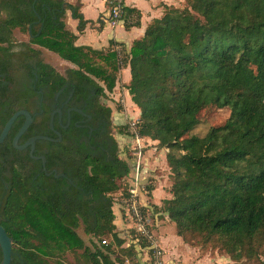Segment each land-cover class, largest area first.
Instances as JSON below:
<instances>
[{"label": "trees", "instance_id": "obj_1", "mask_svg": "<svg viewBox=\"0 0 264 264\" xmlns=\"http://www.w3.org/2000/svg\"><path fill=\"white\" fill-rule=\"evenodd\" d=\"M122 10L126 29L139 25L137 10ZM163 10L123 61L130 71L126 88L139 110L138 135L168 149L171 198L149 210L165 212L190 247L210 245L235 264H264V0H182L181 7ZM67 11L78 32L93 24L66 0H0V132L16 111L34 107L39 96L24 83L34 74L52 94L67 84L78 93L88 84L102 96L93 78L114 89L116 78L89 63L90 53L100 52L75 45L63 22ZM29 26L32 38L15 42L13 31L27 33ZM41 49L76 68L58 73L43 62ZM116 56L109 50L102 58ZM204 110L228 117L198 137L192 132ZM101 111L109 120L111 109ZM23 122L18 117L0 144V225L12 242L10 264H54L68 253L78 264H138L134 245L125 246L115 231L109 194L130 172L115 138L108 156L70 142L36 141L33 156L45 158L44 173L29 149L12 146ZM48 124L45 111L18 144L50 137ZM117 131L129 134L123 126ZM54 170L65 178H55Z\"/></svg>", "mask_w": 264, "mask_h": 264}, {"label": "crops", "instance_id": "obj_2", "mask_svg": "<svg viewBox=\"0 0 264 264\" xmlns=\"http://www.w3.org/2000/svg\"><path fill=\"white\" fill-rule=\"evenodd\" d=\"M91 2L99 3V9L93 17H85L83 9L89 6ZM68 3L78 7L79 13L84 20H90L93 24H87L82 32L77 31L78 21L72 18L69 11L64 14L63 22L66 30L74 34L77 39L76 46L90 47L94 50H109L123 49L129 52L133 41L140 39L146 27L154 20L158 19L163 14V6L181 7L182 0H124L123 7L135 9L140 14L139 25L125 28L124 22L110 26L104 24L99 19L108 10L107 0H68ZM135 21V17L129 19V23ZM130 81L129 67L121 69L118 78L115 82L114 92L122 84L125 86L124 95L130 101V106L126 108L124 113H116V117L121 120V123L126 119H136L139 117L138 108L132 103L126 86ZM125 115V116H123ZM121 124V125H122ZM121 141L130 153L122 155L128 159L129 165L132 163L131 150L135 145L133 139L128 135H121ZM145 147L142 149L143 159V177L150 181L148 186L150 194L148 196V204L161 207L164 200L171 198V173L167 161V153L163 148L157 146V142L151 139L144 138ZM156 149V150H155ZM113 213L115 216L114 225L115 231L119 238L125 240V244L131 243L132 230L128 220L124 217L121 208L113 203ZM151 233L157 245L163 250V261L166 264H201L200 252L198 249L190 247L183 243L182 239L176 235L175 228H172V222L168 220L167 214L162 211L152 212ZM174 225V224H173ZM176 235V237L174 236ZM86 237V236H85ZM178 237V238H177ZM89 239L88 237H86ZM145 260V255L141 256ZM124 264H131L125 261ZM139 264V263H138Z\"/></svg>", "mask_w": 264, "mask_h": 264}, {"label": "flooded vegetation", "instance_id": "obj_3", "mask_svg": "<svg viewBox=\"0 0 264 264\" xmlns=\"http://www.w3.org/2000/svg\"><path fill=\"white\" fill-rule=\"evenodd\" d=\"M34 23L35 27L42 28L43 24L40 22V20H37ZM27 35L28 40H30L32 38L31 26L28 27ZM17 42L21 43L20 41ZM24 83H26L27 85H31L36 95L39 96L35 100L36 103L34 107H31V111H25L30 113L33 120L35 117L45 116V111L49 112V138H52L54 140L59 139V141H53L51 143L62 144L63 142H70L71 144L79 146L84 145L88 147L89 152L92 154L97 151H101L103 154L107 156L109 155L110 149L112 147L110 137H114V134L112 133L113 128H111L110 126L111 117L108 120L107 117L102 114L101 108L110 107L105 103L101 95L98 96L96 91L92 90V88L88 84H84L78 93L75 92L74 89H70L69 85L67 84L52 94V91L47 86H42L36 74H34L33 79L29 78L25 80ZM39 86L43 87L42 89L44 91L42 89L38 90L37 88ZM51 118L52 128L50 127ZM56 133H58L60 137ZM18 142L17 145H23L25 143L24 142L22 144H18Z\"/></svg>", "mask_w": 264, "mask_h": 264}, {"label": "rangeland", "instance_id": "obj_4", "mask_svg": "<svg viewBox=\"0 0 264 264\" xmlns=\"http://www.w3.org/2000/svg\"><path fill=\"white\" fill-rule=\"evenodd\" d=\"M66 1L68 2V0H66ZM98 9H99V3L97 4L96 2H94V3L91 2L89 6L84 7L83 14L85 15V17H93L95 15V13L98 11ZM12 35H13V39L15 42H17V41L27 42L28 41V35L25 32H20L19 30L15 29L13 31ZM109 49L110 48H107L106 50H97V51H99L100 54L102 55V57L105 58L106 54L109 53ZM127 53L128 52H126L123 49H118V53H117L116 58L110 59L109 62L104 60L102 57L95 56L94 54L90 53L91 58L89 60V63L92 66L106 70L109 74H111L112 76H114L117 79L121 69L124 68L123 61L125 59V56H127ZM41 59L45 63L52 66L60 74H64V71H66L67 69L76 68L74 65L60 59L56 54L49 52L47 50H44V49H41ZM116 66H118L117 70L114 69V67H116ZM93 79H95V81L99 84V86H101L104 90L102 97H103L105 103L111 109V124H112V128H113L112 133L114 134V138H115L117 145H118V149L120 152L119 155H120L122 160L127 161L128 159L122 156L125 154L124 150H126L125 145L121 141V139H123L121 137V135H124V134H120L117 131V128L119 126H123L124 127V133H129V130L131 129V127L127 123L130 120L126 119L123 122V124H125V125H123L121 123V120H119L115 116L116 113H119V114L124 113L125 114L126 108L129 107L131 104L130 101H128V99H126V102H125V98H126L124 95L125 86L120 84L119 88L117 90H115V92H114V89L111 92H108L105 89V85L102 81H99L97 78H93ZM123 116H125V115H123ZM227 117H228V112H226V111L204 110L200 114V124L196 126V128L193 130L192 133L198 137H203V136H205V134L207 133V131L209 130L210 127L222 125ZM136 119L138 120V118H136ZM136 119H134V120H136ZM126 152L130 153L127 150H126ZM125 188H126L125 183L120 182L119 183V190L115 192V194H116L115 196L117 197V200H118L117 207H119V208H121V206L123 205V198L121 197V195L124 194ZM109 196L111 199L113 198L110 194H109ZM122 212L123 211L121 209V214H122ZM151 221H152V215H151ZM171 226H172V228H174L173 224ZM77 233L85 241V243L88 246H90L91 242H89L88 241L89 239H87L85 237L81 228L77 230ZM131 236H133V233ZM174 236L176 237V235H174ZM92 244L98 246V244H99L98 239H93ZM194 248L198 249L200 252L199 256H200V259H202L201 264H235V262H233L227 254H225L222 251H219L217 249H213L212 246H210V245H207V246L202 247V248L199 246L194 247ZM261 260L264 263V258H262ZM53 262H54V264H78L76 257L72 253L65 254L62 258L55 260Z\"/></svg>", "mask_w": 264, "mask_h": 264}, {"label": "built area", "instance_id": "obj_5", "mask_svg": "<svg viewBox=\"0 0 264 264\" xmlns=\"http://www.w3.org/2000/svg\"><path fill=\"white\" fill-rule=\"evenodd\" d=\"M124 0H107L108 10L100 17V21L110 26H116L123 21L122 9ZM118 53V49L115 50ZM127 123L131 129L128 136L135 142L131 150V156L133 158L130 165V172L125 179L126 188L123 198V205L121 209L124 217L129 221L133 236H131V243L125 244L128 246L133 244L137 251V263L139 264H166L163 261V250L157 245L151 233V211L149 210L148 196L150 194L148 186L150 181L143 177V159L142 149H144V138H141L136 130L138 120L129 119ZM125 125V124H123ZM156 150V149H155ZM168 152L167 148H163ZM118 191V190H117ZM112 202L118 204L115 192L110 194ZM144 243L145 246H141ZM102 245H108V241H101ZM145 255V260L141 261V256ZM127 262V261H126Z\"/></svg>", "mask_w": 264, "mask_h": 264}, {"label": "water", "instance_id": "obj_6", "mask_svg": "<svg viewBox=\"0 0 264 264\" xmlns=\"http://www.w3.org/2000/svg\"><path fill=\"white\" fill-rule=\"evenodd\" d=\"M29 34H30V29H29ZM19 116L24 117V122H23L22 126L19 128L17 134L14 136L13 141H12V145L17 150H23V149L29 148L30 157L33 160H40L43 171L46 172L45 158L43 156H39V157L33 156L35 143H36V141H39V140L53 142V141H59V139L54 140V139L46 137V136L37 135V136H33V137L29 138L23 145H17L19 138L27 131V129L29 128V126L31 125L32 120H33L32 116L27 111H25V110L16 111L8 119V121L5 123L2 131L0 132V144L4 141V139L6 138L8 132L10 130V128L12 127L13 123L15 122V120ZM50 127L52 128V118L50 120ZM56 134L60 137V135L58 133H56ZM53 173H54L55 178H58V177L64 178L63 174L57 175L55 171ZM47 175H50V173ZM0 250L2 253L1 264H10L11 263V255H12V242H11L10 238L8 237L6 231L4 230V228L1 225H0Z\"/></svg>", "mask_w": 264, "mask_h": 264}]
</instances>
